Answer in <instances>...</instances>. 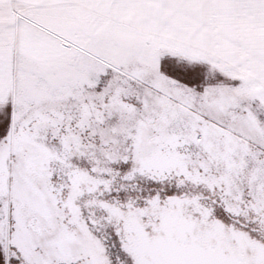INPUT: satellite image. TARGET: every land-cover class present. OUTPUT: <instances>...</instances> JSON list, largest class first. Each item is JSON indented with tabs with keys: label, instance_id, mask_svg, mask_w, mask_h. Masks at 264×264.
<instances>
[{
	"label": "snow or ice",
	"instance_id": "obj_1",
	"mask_svg": "<svg viewBox=\"0 0 264 264\" xmlns=\"http://www.w3.org/2000/svg\"><path fill=\"white\" fill-rule=\"evenodd\" d=\"M0 264H264V0H0Z\"/></svg>",
	"mask_w": 264,
	"mask_h": 264
}]
</instances>
